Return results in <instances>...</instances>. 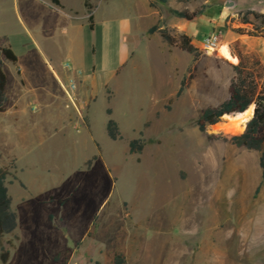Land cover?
<instances>
[{
    "label": "rangeland",
    "instance_id": "obj_1",
    "mask_svg": "<svg viewBox=\"0 0 264 264\" xmlns=\"http://www.w3.org/2000/svg\"><path fill=\"white\" fill-rule=\"evenodd\" d=\"M60 1L0 0V38L18 57L4 62L0 112V168L10 171L17 216L6 264H115L116 255L124 264H264L261 153L225 140L245 130L254 106L198 126L228 99L235 53L264 67V38L229 15L227 30H246L240 49L198 52L203 29L192 38L194 62L148 31L180 20L175 9L224 0ZM63 63L82 71L79 111L61 89ZM109 118L121 139L108 137ZM137 138L156 142L131 155Z\"/></svg>",
    "mask_w": 264,
    "mask_h": 264
},
{
    "label": "trees",
    "instance_id": "obj_2",
    "mask_svg": "<svg viewBox=\"0 0 264 264\" xmlns=\"http://www.w3.org/2000/svg\"><path fill=\"white\" fill-rule=\"evenodd\" d=\"M52 6L61 7L60 0H49ZM108 1V0H103ZM165 4L169 0H159ZM85 7L88 8L89 13V28L94 29L93 24V10L90 4L85 1ZM173 13L188 22H192L201 15L202 11L188 10L178 11L174 10ZM253 18L250 19V18ZM240 22L248 24L253 27V31L248 33L251 36H260L264 38V14H258L252 10H246L239 13ZM260 22L257 24L256 22ZM158 32L163 41L169 46H178L183 51L194 55V62L197 61L195 56L196 48L186 35H173L165 26H153L149 29L148 33L153 34ZM240 35H245L246 30L242 28L236 29ZM8 38L3 36L0 38V112L6 110L7 104L6 84L7 76L4 72V62L8 61L14 65L18 63V57L12 50L10 45H7ZM234 46L241 47L240 42H235ZM239 59V63L233 65L235 76L229 88V97L226 101L215 108L206 109L198 122L199 129L205 131L207 125H215L220 122L221 118L225 115L242 114L254 106L253 116L247 122L246 128L242 133L228 134L225 140L237 147H243L248 150L260 152L259 166L262 171L264 179V67L257 59H251L252 56L246 57L241 52L235 53ZM17 73L20 74V69L17 67ZM185 88V79L181 82L180 88L177 91V96H180ZM107 115H112V110L107 109ZM106 131L108 137L116 141L121 139V131L119 124L113 119L109 118L106 124ZM154 140L148 142L142 138L132 139L129 142V153L136 155L142 153L147 143H155ZM95 158V157H94ZM90 162H88L89 164ZM10 175L7 167L0 168V260L6 264L9 260L10 253L5 248L4 238L14 233L17 228V216L12 210V198L9 195L6 180ZM115 264H124L125 259L121 255L114 257Z\"/></svg>",
    "mask_w": 264,
    "mask_h": 264
},
{
    "label": "crops",
    "instance_id": "obj_3",
    "mask_svg": "<svg viewBox=\"0 0 264 264\" xmlns=\"http://www.w3.org/2000/svg\"><path fill=\"white\" fill-rule=\"evenodd\" d=\"M170 1L171 0H169L168 2ZM259 1L260 2H257V0H224V4L215 3L213 5L211 4L208 7H206V9L202 11L201 15H199L197 19L192 22H188L178 17L180 20L178 21L177 19L176 21L173 20V22L172 23L170 22V24L168 22L167 26L165 27H167L168 29L169 28L174 29L180 35L188 36L189 38H191V41L194 36H197L198 33L201 32V30L206 29L208 31L204 32L205 35H208L214 31H218L222 33V46L223 45L229 46V44L235 43L237 41L240 42V44H242L243 37L245 36L238 34L236 31H231L229 29L227 30V28L225 27L226 25H229L230 22L229 21L227 22L226 19L229 15H231L232 17L236 15L239 16L240 12L246 10H252L258 14H264V0H259ZM147 4L148 1H146V7ZM51 7H57V6L51 5ZM175 10L183 11L181 9H175ZM184 10H188V9H184ZM188 11L193 12L195 10H188ZM145 12L148 13V10L145 9ZM162 23L163 22L161 21L160 25ZM239 26L247 27L250 25L243 24L241 22H239L237 26L233 24V27H239ZM255 37L261 39L263 38L260 36H255ZM60 67H61L60 68L61 75L62 76L66 75V72L64 71L63 67L62 66ZM56 77H58V75Z\"/></svg>",
    "mask_w": 264,
    "mask_h": 264
},
{
    "label": "built area",
    "instance_id": "obj_4",
    "mask_svg": "<svg viewBox=\"0 0 264 264\" xmlns=\"http://www.w3.org/2000/svg\"><path fill=\"white\" fill-rule=\"evenodd\" d=\"M222 47V33L214 31L206 35L200 43L197 45L198 52L206 55H213L220 52ZM67 75L66 81H59L61 89L67 98V100L75 107L77 111L79 108L76 104V91L79 82L82 78V71L76 69L70 63H63L62 65Z\"/></svg>",
    "mask_w": 264,
    "mask_h": 264
},
{
    "label": "bare ground",
    "instance_id": "obj_5",
    "mask_svg": "<svg viewBox=\"0 0 264 264\" xmlns=\"http://www.w3.org/2000/svg\"><path fill=\"white\" fill-rule=\"evenodd\" d=\"M223 46H226V45H223ZM223 46H222V47H223ZM222 47H221V48H222Z\"/></svg>",
    "mask_w": 264,
    "mask_h": 264
}]
</instances>
